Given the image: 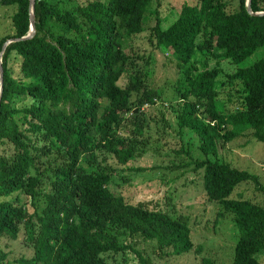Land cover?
Here are the masks:
<instances>
[{"label": "trees", "instance_id": "obj_1", "mask_svg": "<svg viewBox=\"0 0 264 264\" xmlns=\"http://www.w3.org/2000/svg\"><path fill=\"white\" fill-rule=\"evenodd\" d=\"M150 3L33 0V35L2 49L0 238L21 234L31 254L8 259L0 248V264H125L128 251L138 264H156L153 258L191 251L186 218L108 188L120 184L107 158L122 173L145 168L128 166L144 151L148 118L142 106L164 103L145 80V62L140 66L139 55L125 50L146 28V15L156 14ZM244 3L183 1L169 22L156 17L147 29L149 42L169 54L178 74L170 92L175 100L165 106L180 132L195 134L202 156L192 158L190 146L174 153L201 170L204 196L219 205L217 214H231L237 233L231 264H258L264 205L230 194L240 182L264 193V181L216 157L219 145L240 135L264 143V58L227 73L217 65L239 64L264 46V14H249ZM0 6L11 10L1 50L5 40L27 33L28 0H0ZM249 7L264 10V0H250ZM224 84L236 95L234 110L217 97ZM90 165L95 168L87 170ZM137 239L153 243V256L135 248ZM200 264L212 263L202 258Z\"/></svg>", "mask_w": 264, "mask_h": 264}, {"label": "rangeland", "instance_id": "obj_2", "mask_svg": "<svg viewBox=\"0 0 264 264\" xmlns=\"http://www.w3.org/2000/svg\"><path fill=\"white\" fill-rule=\"evenodd\" d=\"M193 2L194 0H151L150 9L156 14L146 15V28L139 34L132 36L127 41L126 51L137 53L140 57L138 63L146 64V82L148 86L161 92L164 103L155 101L153 104H145L147 127L142 135L144 151L138 157L129 162L128 166L145 168L139 170H119L112 158H107V163L115 166L114 173L116 184H110L108 188L116 195L124 196L128 201L152 200L159 209L186 218L189 226L190 240L193 244L191 251L179 255H171L161 259L153 258L156 264H200L202 258L212 264H231L232 249L237 237L232 216L223 212L218 215L220 207L217 203L207 201L201 187V170L192 169V164L183 165L189 161L184 153H174L178 147L190 146L188 153L192 158L201 157L197 151V139L191 131H179L173 114L166 108L171 99L172 90L178 77L173 61L167 52H160L154 47L153 40H148V32L154 24L156 17L166 24L172 18L175 7L180 2ZM8 7L0 6V36L10 32ZM258 58H264V46L253 51L239 64H229L226 60H219L217 64L222 73L232 71L236 67L247 66ZM17 69V66H15ZM13 76L18 75L14 69ZM218 78L225 80L222 75ZM125 78H121L122 84ZM237 88V84H232ZM217 97L223 100L228 110L237 108L238 102L235 93L227 84H224L217 93ZM166 105V106H165ZM166 118L168 122L163 121ZM189 142V144H188ZM217 159L228 163L230 166L257 173L261 182L264 181V143L244 134L224 142L218 146ZM100 159V155H97ZM151 164V165H149ZM149 166V167H148ZM94 165L87 166V170H93ZM124 174V180L119 174ZM232 198H249L264 205V193L253 188L251 183L240 182L232 193ZM0 248L5 251L6 258L14 259L19 256H29L31 250L23 246L21 234L11 240L0 238ZM135 248L141 252L153 256L155 252L151 241L136 240ZM128 261L125 264H138L132 252H127ZM258 264H264V252L257 253ZM119 260L120 257H117ZM110 264V260L108 261ZM121 264L123 260H120Z\"/></svg>", "mask_w": 264, "mask_h": 264}, {"label": "water", "instance_id": "obj_3", "mask_svg": "<svg viewBox=\"0 0 264 264\" xmlns=\"http://www.w3.org/2000/svg\"><path fill=\"white\" fill-rule=\"evenodd\" d=\"M249 1L250 0H245V3H244L246 11L249 14H252V15H262V14H264V10L251 11L250 7H249ZM32 3H33V0H28V31H27V33L25 35L21 36V37H11V38L5 40L2 43V45H1L0 54L2 52V49L4 48V46L7 43L12 42V41L27 39V38H30L33 35L34 28H33ZM0 84H1V66H0ZM0 89H1V85H0Z\"/></svg>", "mask_w": 264, "mask_h": 264}]
</instances>
